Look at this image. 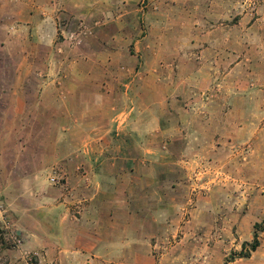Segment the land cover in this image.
<instances>
[{"label":"crops","instance_id":"0c3cea01","mask_svg":"<svg viewBox=\"0 0 264 264\" xmlns=\"http://www.w3.org/2000/svg\"><path fill=\"white\" fill-rule=\"evenodd\" d=\"M84 3L74 18L102 37V42L96 35L88 40L98 49L74 53L75 44L71 58L68 50L57 58L46 54L44 84L27 82L21 99L16 90L11 98L16 109L52 110L53 116L39 123L56 125L58 143L74 147L71 161L55 156L67 176L62 184L50 186L35 166L25 175L30 204L21 210V220L31 246L41 237L47 264H93L104 245L114 252L137 250L134 239L145 238V225L165 207L164 200L187 198L186 188L198 184L193 159L215 162L227 154L231 168L238 161L242 169L264 172V58L253 45L245 38L214 37L209 29L182 38L173 19L164 29L152 23L144 30L135 23L129 31V13L110 22L96 20L113 14L109 0ZM27 24L26 36H33ZM65 31L69 38L70 29ZM34 41L36 49L51 45ZM198 45L205 46L200 55L189 54ZM125 65L127 71L121 69ZM22 72L19 68L15 75ZM24 74L43 75L32 68ZM145 111L147 117L141 116ZM241 149L248 152L245 162ZM106 239L111 240L104 244ZM86 254L90 260L82 261Z\"/></svg>","mask_w":264,"mask_h":264},{"label":"rangeland","instance_id":"374dc122","mask_svg":"<svg viewBox=\"0 0 264 264\" xmlns=\"http://www.w3.org/2000/svg\"><path fill=\"white\" fill-rule=\"evenodd\" d=\"M95 1L99 3L102 0ZM109 2L113 14L96 20L110 22L121 17L122 13H129L127 29L132 31L135 23L144 27V30L152 23L161 24L164 29L169 23L168 19H173L171 24L182 28H176L179 37L184 38L182 35L187 34L197 37L200 31L209 29L214 37L227 35L241 40L245 38V42L253 45L258 55L264 58V0ZM84 5V0H0V203L7 207L12 223L22 236L18 246L13 245L11 239L0 238V264H47L41 237L34 239V247L31 246L29 229L25 221L21 220V210L30 204L26 199L29 189L24 185L25 175L35 166L41 170L42 178L50 186H54L50 181L52 176L60 179L58 184H62L67 176L61 173L54 162L55 156H66L71 161L74 147L70 142L58 143L60 130L56 125L43 126L39 123L42 117L53 116L52 110L16 109L12 107L11 98L16 90L17 97L21 99L23 94L19 92L23 91L27 82L37 87L44 84L46 79L43 76L49 68L42 64L46 54L51 53L57 58L64 54V50H68L67 55L71 58L81 48L86 51L98 49L95 45H88L90 37L96 35L87 32L88 23L81 18H74L77 11L84 9ZM97 16L94 14L93 19ZM134 16L136 19L133 21ZM26 21L31 25L33 36H26ZM91 23H95V20ZM66 29H70L71 33L79 32L77 36L70 33V37L66 38L68 32H63ZM213 30H216V34ZM96 38L102 42V37L96 35ZM34 40L49 41L51 45L49 49L44 46L36 49L31 43ZM75 44L76 52L70 53ZM131 45L134 44L130 43L127 50ZM203 47L198 45L189 54L196 55L198 52L197 55H200ZM127 53L131 54L130 50ZM26 54L33 57L28 67L25 65ZM208 56L213 57L210 53ZM125 66L121 69L127 71L128 67ZM19 68L23 76L20 73L15 75ZM30 68L43 75L26 78L24 70ZM143 114L141 116L147 117L149 112ZM45 137L48 139L45 140ZM242 149L241 160L245 162L248 152ZM225 155L215 162L211 158L193 159L194 174L199 176V179L195 178L198 184L186 188L187 198L164 200L165 207L159 208L164 213L161 215L160 211L158 216H153V221L146 223L145 238L134 239L140 245L137 250L134 247L131 253H121V250L115 253L104 245L96 250V260L91 259L92 263L264 264V231L259 234V247L251 252L250 257L241 258L237 254L244 242L253 241L255 224L264 223V172L260 169L253 172L249 167L242 169L238 161H234L235 166L231 168L226 162L229 158ZM134 226L130 230L134 234L133 238L136 233ZM108 240L111 239H106L104 244ZM81 260L90 258L87 254L81 255Z\"/></svg>","mask_w":264,"mask_h":264},{"label":"built area","instance_id":"2783aa9c","mask_svg":"<svg viewBox=\"0 0 264 264\" xmlns=\"http://www.w3.org/2000/svg\"><path fill=\"white\" fill-rule=\"evenodd\" d=\"M50 181L54 185L60 183V179L56 176L50 177ZM0 238L11 239L15 246L20 245L22 242L21 233L17 231L12 223L9 211L3 203H0Z\"/></svg>","mask_w":264,"mask_h":264},{"label":"trees","instance_id":"16d2710c","mask_svg":"<svg viewBox=\"0 0 264 264\" xmlns=\"http://www.w3.org/2000/svg\"><path fill=\"white\" fill-rule=\"evenodd\" d=\"M264 231V223H256L254 226V239L251 242H244L242 250L237 253L241 258L250 257L251 252L255 251L260 245V232Z\"/></svg>","mask_w":264,"mask_h":264}]
</instances>
